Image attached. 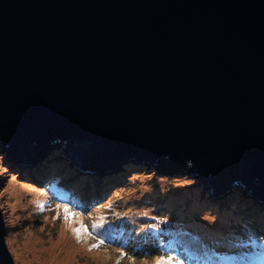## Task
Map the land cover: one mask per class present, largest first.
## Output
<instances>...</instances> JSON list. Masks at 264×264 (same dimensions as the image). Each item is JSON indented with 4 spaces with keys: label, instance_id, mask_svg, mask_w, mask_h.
Masks as SVG:
<instances>
[{
    "label": "water",
    "instance_id": "obj_1",
    "mask_svg": "<svg viewBox=\"0 0 264 264\" xmlns=\"http://www.w3.org/2000/svg\"><path fill=\"white\" fill-rule=\"evenodd\" d=\"M0 148L264 202V0H0Z\"/></svg>",
    "mask_w": 264,
    "mask_h": 264
},
{
    "label": "rangeland",
    "instance_id": "obj_2",
    "mask_svg": "<svg viewBox=\"0 0 264 264\" xmlns=\"http://www.w3.org/2000/svg\"><path fill=\"white\" fill-rule=\"evenodd\" d=\"M53 150L48 153L52 154L50 158L57 160L64 156V148L56 149L57 153ZM6 153L5 148H0V208L7 227L6 243L15 264L23 262L16 260L14 248L24 252L23 243L31 240V235L33 241L39 240L45 247L57 242L65 223H77L69 227L68 235L71 241L79 244V249L96 250L94 257L91 253L80 254L75 264H156L157 260L168 257H172L169 264H264V247L248 251L262 242L255 236L256 230L258 235L263 234L258 221L247 216L243 219L242 210L235 205L225 208L210 204L204 188L189 174L171 175L141 164L146 166L144 170L133 161L122 165L121 171L106 181L107 174L90 173L73 163L60 168L59 162L53 179L42 171L41 179L35 178L33 182L34 174L44 162L30 167L23 175L20 173L24 170L10 163ZM125 166L130 167L122 176ZM48 182H58L71 196H64L55 186L49 187ZM14 185L27 187L32 193H42L45 199L39 198L40 201L27 192L19 203L10 193ZM231 192L250 199L241 186L218 197ZM41 202L43 204H39ZM193 202L196 207H191ZM65 208L76 215L65 220ZM197 216L205 224L200 225ZM81 224L87 232L78 238L73 229ZM66 244L70 243H64L61 250ZM232 247L236 250H230ZM204 256L210 262L200 260Z\"/></svg>",
    "mask_w": 264,
    "mask_h": 264
},
{
    "label": "bare ground",
    "instance_id": "obj_3",
    "mask_svg": "<svg viewBox=\"0 0 264 264\" xmlns=\"http://www.w3.org/2000/svg\"><path fill=\"white\" fill-rule=\"evenodd\" d=\"M43 158L47 159V158H49V155H47L46 157L44 156L40 159H43ZM64 158L69 159L67 157H64ZM74 166L78 167L76 165H74ZM78 168H80V167H78ZM104 173L107 174L105 176H108V174H110V175L116 174L117 172L113 173V171H106ZM104 173H102L100 175H104ZM13 187H15V188H13V190L11 189V192H10L11 196H13L15 198V200H18L19 203L22 202V196L27 192H29L32 195L31 197H35L38 199L44 197V195L42 193H40V194H38L39 192L38 193L37 192L32 193L31 189L24 187V186L21 187V186L14 185ZM43 199H45V197ZM34 202H36V199ZM39 204H43V203L41 202ZM76 224L77 223H72V224L68 225V223H65L64 228L60 232V235L58 237L57 242H51L46 247L43 246L45 244L43 242H40L39 240L33 241V236L31 235L30 239L32 241L27 240L23 243L25 245L24 252L19 251L16 248H14L13 251H14V255H15L16 260L23 262V264H75V261H78L77 259H79V258H77V256H79L80 254H83L86 252L89 254L91 253V255H93V254L95 255V251H96L95 249H92L90 247H89L90 248L89 250L88 249L86 250L85 247H84V249H82V248L79 249V247H78L79 244L71 241V239L68 235V230H69V227H71V225L74 227V226H77ZM10 243H11V246L14 247V242L12 240H10ZM64 243H70V244H68V245L66 244L67 247H65L64 250H61V248L64 247ZM86 245L88 246V243H86L85 246ZM81 246H83V245L81 244ZM86 248H88V247H86ZM26 254H29L30 256L25 257ZM96 254L103 255V253H101V252L100 253L96 252ZM94 255H93V257H94ZM100 258H102V257H100ZM254 259H255V257H254ZM255 261H257V260L255 259Z\"/></svg>",
    "mask_w": 264,
    "mask_h": 264
},
{
    "label": "trees",
    "instance_id": "obj_4",
    "mask_svg": "<svg viewBox=\"0 0 264 264\" xmlns=\"http://www.w3.org/2000/svg\"><path fill=\"white\" fill-rule=\"evenodd\" d=\"M56 149H54L53 150V153L55 152V153H57V151H55ZM61 152V151H60ZM59 152V153H60ZM6 155L8 156V154L6 153ZM49 155V158H47V159H45V158H43L42 160H41V164H42V166H45V168H42V166L40 167V169H39V171H38V173H35L34 174V176H36V177H34V179H32V181L33 182H35V180L37 179V180H40L41 179V177H42V174H40V173H42V171H45V173H47L52 179H53V176H54V173L57 171V169H59V168H57V166L56 165H58L57 163H61L59 166H60V168H61V166L62 165H64V164H71L72 162H71V160L70 159H68V160H62L61 159V157H59L57 160H55L56 158H50V156L52 155V154H48ZM62 156V155H61ZM9 158V157H8ZM10 158H11V156H10ZM44 160V161H43ZM40 163L38 164V166H40L41 165ZM138 165H140V166H143V165H141V164H138ZM12 166V165H11ZM37 166V165H36ZM128 167H130V166H125L124 167V169L125 170H122V176H124V172L125 171H127L128 170ZM139 167V166H138ZM144 167V170H147V168H146V166H143ZM13 168H16V167H13ZM42 168V169H41ZM129 169H131V168H129ZM67 171H73V170H71L70 168H67L66 169ZM46 171H48V172H46ZM121 170H119L118 172H120ZM28 172H27V170L26 171H22L20 174H23V175H26ZM34 173V172H33ZM109 176H107V179H106V181H108L111 177H113V174H108ZM114 175H116V174H114ZM87 177V176H86ZM97 177V176H96ZM36 178V179H35ZM84 182H86L87 180L86 179H84L83 180ZM48 183H50L49 184V187H54L55 186V188H61V190L62 191H64V196H68V195H70L69 194V192L63 187V186H61L58 182H48ZM59 184V185H58ZM109 185H111V183L109 184ZM205 195V197H209L208 199H209V203L210 204H213V205H217V204H219V205H221V206H225V208L227 207V208H231L230 206H234L235 205V207H238V209H240V210H242L241 211V215H242V217H243V219H244V217L245 216H247V217H253V220H257L258 222V224L260 225V229L263 231V234H261V235H258L257 234V230H256V234H255V236L257 237V238H260V239H262V242H259L258 244H257V246H255V243L254 244H252V245H254L255 246V248L253 249V250H251V249H248V251H256L257 250V248L258 247H264V203L261 201H259V203L257 202V200L256 199H254V198H250V199H245L244 197H242L241 196V194H237L236 192H231L229 195H227V196H222V197H218V196H215V194H213V192H211V194L208 192V193H206V194H204ZM71 196V195H70ZM212 196V197H211ZM254 202L255 203H257V205L256 204H254ZM191 207H196L195 206V204H194V202L191 204ZM246 207H249V208H246ZM208 208H209V206H208ZM246 208V209H245ZM196 218H198L199 219V224L200 225H203V224H205V222H203L201 219H200V217L199 216H197ZM193 222H194V220H193ZM258 226V225H257ZM206 234V233H205ZM155 240H156V242H157V239L155 238ZM212 248L213 249H216L217 250V247H214V246H212ZM234 247H232L230 250H232ZM235 248H237V247H235ZM219 250V249H218ZM233 250H236V249H233Z\"/></svg>",
    "mask_w": 264,
    "mask_h": 264
},
{
    "label": "snow or ice",
    "instance_id": "obj_5",
    "mask_svg": "<svg viewBox=\"0 0 264 264\" xmlns=\"http://www.w3.org/2000/svg\"><path fill=\"white\" fill-rule=\"evenodd\" d=\"M64 213H65V216H64L65 220H69L70 218H73L76 215L74 213H70L68 208L64 209ZM73 231L76 234V236L79 238L83 233L87 232V229L84 227L83 224H81L79 228L73 229ZM171 260H172V257H168L167 260L161 258L156 261V264H169V261Z\"/></svg>",
    "mask_w": 264,
    "mask_h": 264
},
{
    "label": "clouds",
    "instance_id": "obj_6",
    "mask_svg": "<svg viewBox=\"0 0 264 264\" xmlns=\"http://www.w3.org/2000/svg\"><path fill=\"white\" fill-rule=\"evenodd\" d=\"M8 157H9V159H11L10 156H8ZM61 157H63V155H62ZM10 163H12V164H14V165H15V163H16V167H18L17 169H23L24 171H26V170H29L30 167H33L34 165H38L39 163H41V161L37 160V161L35 162V164H27V163L16 162V161H14V160L11 159V162H10ZM140 164H141V163H140ZM144 165H145V164H144ZM25 166L28 167V168H26ZM147 166H149V165H147ZM189 166H191V164H190ZM24 167H25V168H24ZM150 167H155L156 169L160 170L157 166H150ZM97 176H98V175H97ZM244 194L247 195L245 192H244ZM247 196L250 197V198H252V197L249 196V195H247ZM257 202L259 203V201H257ZM263 203H264V202H263ZM200 255H202V254H200ZM190 260H191V259H190ZM200 260H205L206 262H210L209 258L206 257V256H204V257H200Z\"/></svg>",
    "mask_w": 264,
    "mask_h": 264
}]
</instances>
